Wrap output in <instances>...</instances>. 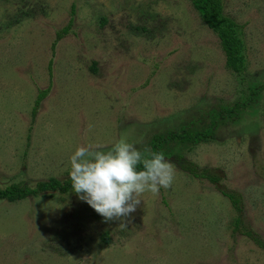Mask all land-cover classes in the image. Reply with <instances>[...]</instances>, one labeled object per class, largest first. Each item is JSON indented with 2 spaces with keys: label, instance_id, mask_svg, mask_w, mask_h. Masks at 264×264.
<instances>
[{
  "label": "rangeland",
  "instance_id": "374dc122",
  "mask_svg": "<svg viewBox=\"0 0 264 264\" xmlns=\"http://www.w3.org/2000/svg\"><path fill=\"white\" fill-rule=\"evenodd\" d=\"M224 6L243 26V83L190 0H0L3 186L69 179L81 146L106 152L125 140L145 153L155 135L205 131L222 110L236 111L219 119L214 139L168 142L171 187L142 194L127 220L105 221L74 194L0 200V264H264L247 236L264 242V91L252 95L264 86V0Z\"/></svg>",
  "mask_w": 264,
  "mask_h": 264
},
{
  "label": "clouds",
  "instance_id": "9594fccd",
  "mask_svg": "<svg viewBox=\"0 0 264 264\" xmlns=\"http://www.w3.org/2000/svg\"><path fill=\"white\" fill-rule=\"evenodd\" d=\"M72 189L105 221L127 220L145 192L154 196L171 187L175 166L163 153L137 148L119 140L108 151L81 146L70 157ZM142 166V170H138Z\"/></svg>",
  "mask_w": 264,
  "mask_h": 264
},
{
  "label": "trees",
  "instance_id": "16d2710c",
  "mask_svg": "<svg viewBox=\"0 0 264 264\" xmlns=\"http://www.w3.org/2000/svg\"><path fill=\"white\" fill-rule=\"evenodd\" d=\"M194 9L200 15L204 24L212 30V32L218 37L221 47L226 56V68L234 73L239 82L243 83L247 76H249L247 71V49L245 48V42L243 40V26L236 22L235 19L225 15L224 13V0H190ZM76 14L75 6L72 7V16ZM74 19L71 18L69 25L56 33V40L53 45V51L57 44L66 36L70 28L73 25ZM52 66L53 60L49 63V70L52 79ZM95 71V67H92ZM51 85L44 91H40L35 102V106L32 110V115L35 118L38 112V108L41 102L49 94ZM264 91V86L256 87L252 91V95L258 98L259 94ZM244 103H237L235 108H241ZM236 114L235 109H225L219 112L212 126L205 131H199L192 126L184 127L181 126L180 130L171 131L166 134L155 135L151 140L150 152L163 153L165 157L171 155L172 151H163V147L168 144V142L173 141L179 144H190L195 146L203 141L214 139L213 129L217 126L219 119H225L226 117H232ZM146 153V152H145ZM142 153V154H145ZM138 170H142V166H138ZM190 169V172L194 174L195 177L207 178L209 181L216 183L218 178L216 176L210 175L205 176L204 174H198L195 170ZM43 193H58L63 196H70L71 194L77 195L72 189L71 179L61 181L59 179L52 178L48 181L39 182L35 187H30L27 185H20L13 183L10 185L0 184V200L8 201L10 203H16L27 199L30 196H38ZM237 212H241L240 200L236 199L232 194H225ZM241 223V217L236 219V226ZM248 238H250L257 246L264 250V242L260 239V236L255 232H248ZM103 240L109 243V236L106 233L103 236Z\"/></svg>",
  "mask_w": 264,
  "mask_h": 264
}]
</instances>
